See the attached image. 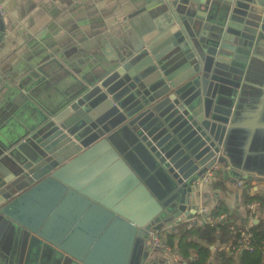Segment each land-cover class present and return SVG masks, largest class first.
Segmentation results:
<instances>
[{
    "label": "water",
    "instance_id": "water-1",
    "mask_svg": "<svg viewBox=\"0 0 264 264\" xmlns=\"http://www.w3.org/2000/svg\"><path fill=\"white\" fill-rule=\"evenodd\" d=\"M161 2L165 25L108 69L112 83L84 87L16 140L0 134V221L24 241L33 235L79 264H158L152 250L138 261L139 238L178 217L208 168L264 179V0ZM93 93L126 122L118 131L137 141L147 178L117 132L91 118ZM129 94L143 104L127 122ZM73 202L84 231L56 229ZM0 253V264H21Z\"/></svg>",
    "mask_w": 264,
    "mask_h": 264
},
{
    "label": "crops",
    "instance_id": "crops-1",
    "mask_svg": "<svg viewBox=\"0 0 264 264\" xmlns=\"http://www.w3.org/2000/svg\"><path fill=\"white\" fill-rule=\"evenodd\" d=\"M0 6L5 12L0 22L5 27L0 40V134L13 140L45 123V117L59 111L84 87H89L90 93L102 82L112 83L111 76L106 74L108 69L117 65L121 56L138 48L140 40L161 31L165 25L162 14L166 6L161 0H0ZM39 68L42 73L37 75ZM130 95L126 96L130 100L123 104L132 118L120 114L127 122L141 113L143 104ZM99 98L98 93L88 98V105L96 103L91 118L100 124L98 127L117 132L114 141L147 178L148 165L137 141L134 142L130 131H118L126 122L120 119V123L118 116L108 115V102ZM73 119L75 114L69 121ZM97 162L89 163L86 169ZM251 177L241 186L240 180L226 178L222 168L211 184L197 187V179L192 193L179 205L178 217L164 227L169 229L180 222L208 224L221 203L248 227L255 221L259 224L257 218L249 216L254 211L245 202V185H250L251 196L264 197V179ZM73 206L64 210L56 229L75 227L84 231L74 202ZM139 239L138 261L152 250L158 264H189L171 248H154L150 237ZM2 250L14 254L17 260L20 258L21 264H79L61 250L38 242L33 235L24 241L22 235L0 221ZM211 250L210 264H217L220 248L214 246Z\"/></svg>",
    "mask_w": 264,
    "mask_h": 264
},
{
    "label": "trees",
    "instance_id": "trees-1",
    "mask_svg": "<svg viewBox=\"0 0 264 264\" xmlns=\"http://www.w3.org/2000/svg\"><path fill=\"white\" fill-rule=\"evenodd\" d=\"M245 189L244 199L247 205L260 203L256 211L249 213L251 218L259 220V224L248 227L241 223V218L230 215L226 206L221 203L212 213V218L218 220L225 216L226 220L203 226L182 222L174 230L163 231L161 238L172 251L179 253L183 260L189 261V264H210L213 256L211 248L214 246L220 248L216 256L217 264H264V197L251 196L248 183ZM245 229L253 236L254 250H243L238 254L228 251L229 246L238 243Z\"/></svg>",
    "mask_w": 264,
    "mask_h": 264
},
{
    "label": "built area",
    "instance_id": "built-area-1",
    "mask_svg": "<svg viewBox=\"0 0 264 264\" xmlns=\"http://www.w3.org/2000/svg\"><path fill=\"white\" fill-rule=\"evenodd\" d=\"M4 13H5L4 10L0 6V14L3 16ZM221 171H222V166L218 162L215 163L213 166H211L210 168L207 169L203 178H201L198 181V183H196V186L198 187V186H202V185H206V184H211L213 181H215L217 179L218 174ZM251 178L252 177L248 178V176H244V178L242 180H240L241 183H239V184L242 186L244 183L243 181H246L247 179H251ZM259 207H260V203H258V202H255V203L249 205V208L253 211H256ZM223 220H226L225 216H222L218 220L211 218L209 220V223L219 222V221H223ZM180 223H177L176 225L169 227V229L164 227L160 230L150 231L149 237L152 240V246L154 248H162L164 250H169L170 247L166 245L165 241L161 238L160 235L163 231H166V230L169 231V230L176 229ZM252 237L253 236L251 233H249L248 229L243 230L242 234H241V239L238 241V243L229 246L227 250L234 253V254H238L243 250L253 251L254 247L252 245Z\"/></svg>",
    "mask_w": 264,
    "mask_h": 264
}]
</instances>
